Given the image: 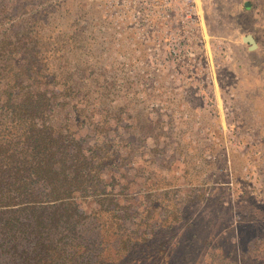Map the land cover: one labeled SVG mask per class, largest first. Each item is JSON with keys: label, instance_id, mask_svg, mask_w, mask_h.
Returning <instances> with one entry per match:
<instances>
[{"label": "rangeland", "instance_id": "1", "mask_svg": "<svg viewBox=\"0 0 264 264\" xmlns=\"http://www.w3.org/2000/svg\"><path fill=\"white\" fill-rule=\"evenodd\" d=\"M45 1L108 86L119 179L179 211L168 264H264V0Z\"/></svg>", "mask_w": 264, "mask_h": 264}, {"label": "trees", "instance_id": "2", "mask_svg": "<svg viewBox=\"0 0 264 264\" xmlns=\"http://www.w3.org/2000/svg\"><path fill=\"white\" fill-rule=\"evenodd\" d=\"M45 4L0 0V264H168L179 211L160 207V180L141 199L119 179L108 86L65 68L79 38Z\"/></svg>", "mask_w": 264, "mask_h": 264}, {"label": "water", "instance_id": "3", "mask_svg": "<svg viewBox=\"0 0 264 264\" xmlns=\"http://www.w3.org/2000/svg\"><path fill=\"white\" fill-rule=\"evenodd\" d=\"M245 41L252 44L253 48L257 46L255 39L251 35L246 36Z\"/></svg>", "mask_w": 264, "mask_h": 264}]
</instances>
